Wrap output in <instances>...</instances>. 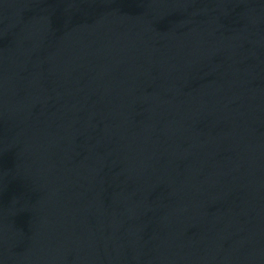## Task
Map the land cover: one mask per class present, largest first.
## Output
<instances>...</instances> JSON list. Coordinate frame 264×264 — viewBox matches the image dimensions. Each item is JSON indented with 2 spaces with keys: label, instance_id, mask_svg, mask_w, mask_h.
<instances>
[{
  "label": "water",
  "instance_id": "95a60500",
  "mask_svg": "<svg viewBox=\"0 0 264 264\" xmlns=\"http://www.w3.org/2000/svg\"><path fill=\"white\" fill-rule=\"evenodd\" d=\"M0 264H264V0H0Z\"/></svg>",
  "mask_w": 264,
  "mask_h": 264
}]
</instances>
